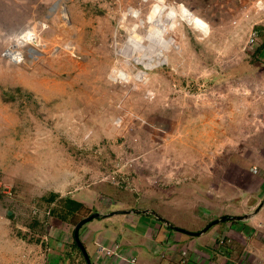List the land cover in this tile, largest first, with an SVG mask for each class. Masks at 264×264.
Returning a JSON list of instances; mask_svg holds the SVG:
<instances>
[{"label": "rangeland", "instance_id": "rangeland-1", "mask_svg": "<svg viewBox=\"0 0 264 264\" xmlns=\"http://www.w3.org/2000/svg\"><path fill=\"white\" fill-rule=\"evenodd\" d=\"M262 188L264 0H0V264H62L51 193L191 228Z\"/></svg>", "mask_w": 264, "mask_h": 264}, {"label": "crops", "instance_id": "crops-1", "mask_svg": "<svg viewBox=\"0 0 264 264\" xmlns=\"http://www.w3.org/2000/svg\"><path fill=\"white\" fill-rule=\"evenodd\" d=\"M226 184L234 189L230 194L240 189L237 181ZM228 186H224V189ZM262 189L256 191L254 194L257 196L253 198L263 195ZM204 192L200 194L203 195ZM211 197L213 196L206 195L208 200ZM239 199L240 197H235V201ZM255 199L252 206L243 212L235 209V206L231 209L226 206L224 208L221 203H206L203 199L206 213L203 220L191 228L185 226L186 223L167 216L172 213V209L163 201L160 204L161 211L152 205L120 204L107 213L99 211L102 214L100 217L82 227L81 238L94 264H133L131 257L137 258L136 264H254L257 257L264 255V205L250 218L223 221L212 225L199 235L177 230L168 221L187 230L201 231L211 221L223 215L252 213L261 203L260 200L255 204ZM156 201L158 200L155 199L154 202ZM191 203L194 206L199 204L196 198ZM123 206L130 212L108 215L112 211L123 209ZM62 237L67 238L65 247L52 244L53 250L59 252L60 257L70 249L72 231L68 226L60 231L59 238ZM103 247L112 249L114 254L108 255Z\"/></svg>", "mask_w": 264, "mask_h": 264}, {"label": "trees", "instance_id": "trees-1", "mask_svg": "<svg viewBox=\"0 0 264 264\" xmlns=\"http://www.w3.org/2000/svg\"><path fill=\"white\" fill-rule=\"evenodd\" d=\"M48 201L49 204L53 203L48 214L66 223L72 231V239L69 243L70 249L62 256V264H87L86 258L75 240L74 229L78 221L92 214L93 210L89 209L84 201L72 196L65 197L57 193H51ZM33 224L37 225L38 222L35 221Z\"/></svg>", "mask_w": 264, "mask_h": 264}, {"label": "water", "instance_id": "water-1", "mask_svg": "<svg viewBox=\"0 0 264 264\" xmlns=\"http://www.w3.org/2000/svg\"><path fill=\"white\" fill-rule=\"evenodd\" d=\"M65 17H67L69 19V13L66 11L65 12ZM264 205V200L259 204V206L255 209V211H253L252 213H246L243 215H223L222 217L216 218L213 221H211L209 223L208 226H206L203 230L201 231H191V230H187L183 227H179L176 225L171 224L169 221L168 223L170 225H172V227H174L177 230H180L182 232L188 233L190 235H199L201 233H203L204 231L208 230L212 225L223 222V221H227V220H244L247 218H250L251 216H253L254 214H256ZM130 212L129 210H116V211H112L111 213H109L108 215H114L115 213H127ZM157 215L156 212H153ZM102 214L99 211L93 212L92 214L82 218L81 220L78 221V223L75 226L74 229V237L75 240L79 246V248L82 250L84 257L86 258L87 264H94L93 260L87 250V247L85 245V243L83 242L82 238H81V229L82 227L87 224L88 222H90L91 220L100 217Z\"/></svg>", "mask_w": 264, "mask_h": 264}, {"label": "built area", "instance_id": "built-area-1", "mask_svg": "<svg viewBox=\"0 0 264 264\" xmlns=\"http://www.w3.org/2000/svg\"><path fill=\"white\" fill-rule=\"evenodd\" d=\"M256 34H257V32L256 31H253V33H252V35H251V41H255V39L257 38V36H256ZM17 51V50H16ZM13 51H11V50H9V53H12ZM103 250L108 254V255H113L114 253H113V251H112V249H107L106 247H103ZM130 261L133 263V264H135L136 262H137V258L136 257H131L130 258ZM259 262L260 263H262V264H264V256L261 258L260 257V259H259Z\"/></svg>", "mask_w": 264, "mask_h": 264}, {"label": "bare ground", "instance_id": "bare-ground-1", "mask_svg": "<svg viewBox=\"0 0 264 264\" xmlns=\"http://www.w3.org/2000/svg\"><path fill=\"white\" fill-rule=\"evenodd\" d=\"M61 1V0H60ZM58 5H56L54 8H56ZM64 8V7H63ZM11 50V49H10ZM12 51V50H11ZM13 51H15V50H13ZM17 54V51H15V54H12V55H10V53H7L6 55H8V56H13V55H16Z\"/></svg>", "mask_w": 264, "mask_h": 264}]
</instances>
